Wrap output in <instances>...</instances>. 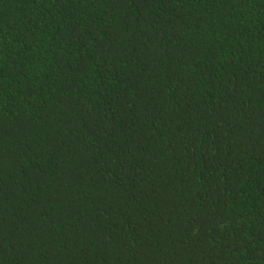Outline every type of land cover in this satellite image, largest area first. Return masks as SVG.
I'll list each match as a JSON object with an SVG mask.
<instances>
[{
	"label": "trees",
	"instance_id": "obj_1",
	"mask_svg": "<svg viewBox=\"0 0 264 264\" xmlns=\"http://www.w3.org/2000/svg\"><path fill=\"white\" fill-rule=\"evenodd\" d=\"M0 264H264V0H0Z\"/></svg>",
	"mask_w": 264,
	"mask_h": 264
}]
</instances>
